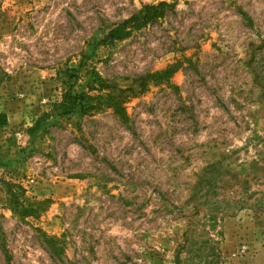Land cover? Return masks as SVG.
Wrapping results in <instances>:
<instances>
[{"label": "rangeland", "instance_id": "374dc122", "mask_svg": "<svg viewBox=\"0 0 264 264\" xmlns=\"http://www.w3.org/2000/svg\"><path fill=\"white\" fill-rule=\"evenodd\" d=\"M0 114V264H264V0H0Z\"/></svg>", "mask_w": 264, "mask_h": 264}, {"label": "trees", "instance_id": "16d2710c", "mask_svg": "<svg viewBox=\"0 0 264 264\" xmlns=\"http://www.w3.org/2000/svg\"><path fill=\"white\" fill-rule=\"evenodd\" d=\"M163 7H169L171 8L172 6H168L166 4H158L156 7L152 6H145L144 10L139 12V15H135L131 17L129 20L122 22L120 25L114 27L111 29L107 35L108 40H123L126 37L129 36L130 30H126L125 26L133 22V27L138 28L140 25H142L145 21H147L149 18L152 17V14L155 13L156 10L159 8ZM154 15V14H153ZM171 73V68L167 69L162 72L154 73L151 75H147L145 78L153 80V81H161L165 76L169 75ZM96 99L101 100L102 102L106 103L107 107L110 108L113 113L118 116L123 123H126V116L125 112L121 106L120 101L115 98L114 96L111 95H105L103 97H97ZM79 97L70 94L69 92H65L62 96L61 102L58 104V108L61 111L62 115H69L74 112L77 106L80 104ZM7 125V117L5 114H0V127L6 126ZM3 186L5 187L6 194L8 196V202H11L14 200V203L16 202V195L12 194V188H14L13 184L10 183H3ZM13 213H17L18 210L16 208H11L10 209ZM28 210L26 209H21L19 211V214L25 215ZM22 212V213H21Z\"/></svg>", "mask_w": 264, "mask_h": 264}]
</instances>
